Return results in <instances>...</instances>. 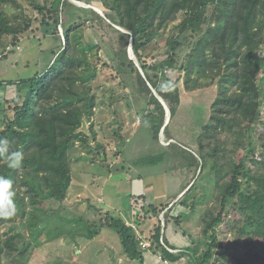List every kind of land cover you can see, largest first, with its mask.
<instances>
[{"label": "trees", "instance_id": "1", "mask_svg": "<svg viewBox=\"0 0 264 264\" xmlns=\"http://www.w3.org/2000/svg\"><path fill=\"white\" fill-rule=\"evenodd\" d=\"M25 37L38 43L35 71L0 80V176L16 208L0 216V264H29L42 236L65 237L73 163L121 155L128 117L143 119L144 157L175 161L174 180H188L171 205L131 198L136 224L163 212L153 253L173 264H264V0H0V59ZM207 92L208 112L181 105L182 94ZM181 109L188 126L175 125ZM15 151L18 168L7 159ZM100 212L86 219L87 236L113 229L123 254L144 264L136 228ZM191 216L196 238L171 245L166 227Z\"/></svg>", "mask_w": 264, "mask_h": 264}, {"label": "rangeland", "instance_id": "2", "mask_svg": "<svg viewBox=\"0 0 264 264\" xmlns=\"http://www.w3.org/2000/svg\"><path fill=\"white\" fill-rule=\"evenodd\" d=\"M46 43L44 46L47 47ZM37 44V40L33 37L22 38L15 52L8 54L2 60L0 59V80L19 79L32 75L38 56L39 47ZM51 44L53 45V43ZM116 88L118 91H122L119 85ZM0 94L2 93L0 92ZM212 97L209 92L182 94L181 105L183 108L195 106L193 113L196 112L198 106L204 107L208 112L207 107ZM190 111L191 109L188 113ZM181 113L182 109L175 118V125H190L192 123L190 122L191 113L188 118H184ZM140 120L136 117L133 118V121L130 117L127 118L122 133L127 136L128 142L118 157H113L109 153L106 162H87L82 158L73 163L72 181L65 201V205L68 206V214H64L60 221V224H65L66 220L69 221L61 229L62 234L65 233V237L52 239L42 236L41 244L37 250L39 253L32 256L29 264H139V261H132L123 254L118 236L113 229L102 227L93 237L87 236L89 228L84 223L87 218H92L97 214L95 212L98 210L101 211L99 214L103 216L105 211H108L112 216L121 218L136 228L137 234H140V240H145L143 243H148L145 247H141L145 255L144 264L174 263L162 260L158 253L154 254L151 249L152 241L148 238L153 232V226L157 219L163 221V212L157 218H148L144 222L136 224L132 221H136L139 210L132 206L131 198L136 196L140 201L146 203L170 200L171 205L184 192L180 190L188 180L184 179L182 182L179 181L180 183L174 180L175 173L180 171L179 169L175 172V161L153 162L150 158L144 157L147 152L149 153V150H144L147 148L149 134L142 129V126H138ZM194 120L196 119L194 118ZM175 135L190 141V133L186 134L179 130ZM160 140L164 143L163 135ZM84 151L82 152L83 156L86 154ZM195 219L191 216L186 221H182L180 229H176V226L170 223L165 230V239L175 247H187L191 241L188 234L191 239H195L198 233L199 227L194 221ZM92 225L90 224L91 228L94 227ZM54 230L55 232L59 231L57 228ZM183 230L187 234L184 235ZM225 242L227 240H224ZM182 263L187 264L184 259H182Z\"/></svg>", "mask_w": 264, "mask_h": 264}, {"label": "clouds", "instance_id": "3", "mask_svg": "<svg viewBox=\"0 0 264 264\" xmlns=\"http://www.w3.org/2000/svg\"><path fill=\"white\" fill-rule=\"evenodd\" d=\"M8 151L7 141L5 138H0V153ZM7 159L10 161V167L18 168L23 160V153L15 151L9 153ZM11 188V181L6 177L0 176V216L14 215L16 208L12 199H9L8 189ZM14 192L12 195L14 196Z\"/></svg>", "mask_w": 264, "mask_h": 264}, {"label": "water", "instance_id": "4", "mask_svg": "<svg viewBox=\"0 0 264 264\" xmlns=\"http://www.w3.org/2000/svg\"><path fill=\"white\" fill-rule=\"evenodd\" d=\"M76 2L79 3L80 5L86 7V8L97 10L101 15H105V11L103 9L99 8V7L85 5L84 2H80V1H76ZM258 40H259V38H258ZM128 57H129L130 60L135 61L131 45H129V47H128ZM155 95L158 97L159 101L162 103V105H163V107L165 109V112H166L165 124H166L168 122L169 118H170V110H169L168 106L166 105V103L163 101V99L157 93H155ZM162 135H163V127L161 128V131H160V137Z\"/></svg>", "mask_w": 264, "mask_h": 264}, {"label": "built area", "instance_id": "5", "mask_svg": "<svg viewBox=\"0 0 264 264\" xmlns=\"http://www.w3.org/2000/svg\"><path fill=\"white\" fill-rule=\"evenodd\" d=\"M145 240H140V245L141 247H145L146 245H148V243H143ZM143 249V248H142ZM166 261V260H164Z\"/></svg>", "mask_w": 264, "mask_h": 264}]
</instances>
